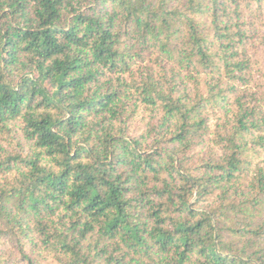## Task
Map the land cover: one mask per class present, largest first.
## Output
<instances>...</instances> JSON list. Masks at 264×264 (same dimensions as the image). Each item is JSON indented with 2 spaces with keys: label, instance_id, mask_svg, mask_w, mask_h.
Instances as JSON below:
<instances>
[{
  "label": "trees",
  "instance_id": "16d2710c",
  "mask_svg": "<svg viewBox=\"0 0 264 264\" xmlns=\"http://www.w3.org/2000/svg\"><path fill=\"white\" fill-rule=\"evenodd\" d=\"M0 264H264V0H0Z\"/></svg>",
  "mask_w": 264,
  "mask_h": 264
}]
</instances>
